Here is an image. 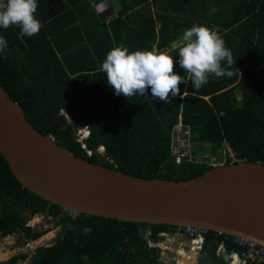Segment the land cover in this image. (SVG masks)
<instances>
[{
    "label": "trees",
    "instance_id": "trees-1",
    "mask_svg": "<svg viewBox=\"0 0 264 264\" xmlns=\"http://www.w3.org/2000/svg\"><path fill=\"white\" fill-rule=\"evenodd\" d=\"M100 1L37 0L35 16L42 24L37 35L22 36L16 26L0 28L7 41L0 52V85L38 132L105 168L180 180L213 166L187 159L174 163L170 133L179 116L190 143L217 154L226 141L238 159L264 163V0H115L117 10L107 18L94 9ZM194 23L218 31L236 59L235 75L210 76L199 91L182 83L181 96H170L168 104L153 98L150 89L146 96L130 98L114 93L101 71L112 47L134 51L155 45L178 59L170 45ZM174 70L188 79L178 63ZM61 110L71 116L70 123ZM79 122L89 131L81 141L74 137ZM60 209L21 187L0 155V237L20 230L21 243L36 239L41 231L26 224L29 217L46 213L56 218ZM56 225L62 230L50 244L36 246L31 256L19 251L0 264L27 256L30 264H165L159 248L147 240L157 242L160 232L177 228L89 213L72 219L59 215ZM231 237L207 230L199 261L228 264L230 253L239 251ZM219 245L221 253L216 252Z\"/></svg>",
    "mask_w": 264,
    "mask_h": 264
},
{
    "label": "water",
    "instance_id": "water-1",
    "mask_svg": "<svg viewBox=\"0 0 264 264\" xmlns=\"http://www.w3.org/2000/svg\"><path fill=\"white\" fill-rule=\"evenodd\" d=\"M104 7L113 13L117 2L102 0L94 9ZM0 155L21 187L60 207L120 221L191 225L264 246V163L216 165L180 180L105 168L38 132L1 85Z\"/></svg>",
    "mask_w": 264,
    "mask_h": 264
},
{
    "label": "clouds",
    "instance_id": "clouds-1",
    "mask_svg": "<svg viewBox=\"0 0 264 264\" xmlns=\"http://www.w3.org/2000/svg\"><path fill=\"white\" fill-rule=\"evenodd\" d=\"M37 8V0H0V28L16 26L22 36L37 35L42 27L35 16ZM6 48L7 41L0 36V52ZM175 48L178 59L161 52L155 45L134 51L114 46L106 53L101 71L117 96H146L150 89L152 97L165 104L170 103V96H181L182 83L190 82L199 91L210 76L235 75L231 68L236 59L216 29L194 23L183 31ZM177 63L188 74L187 80L175 72Z\"/></svg>",
    "mask_w": 264,
    "mask_h": 264
},
{
    "label": "built area",
    "instance_id": "built-area-1",
    "mask_svg": "<svg viewBox=\"0 0 264 264\" xmlns=\"http://www.w3.org/2000/svg\"><path fill=\"white\" fill-rule=\"evenodd\" d=\"M176 45L175 41L171 43V47H174ZM160 50V49H159ZM166 49L160 50L161 52H164ZM62 114H64V118L67 122V118H71V116L67 113H65L63 110L60 111ZM70 123V122H67ZM79 127L75 131V140L81 141L83 138H85L88 135V127L82 123L79 122ZM77 124V125H78ZM81 147H84V144L81 143ZM88 154L89 151H86ZM169 154L172 157L174 163H179L183 159L187 160H194V161H205L210 163L208 158L206 157H197L194 154L190 152V141L188 136V128L185 125H182L180 121V117H177L176 123L173 125L170 133V146H169ZM222 157L217 158V162L214 163V165H224V164H234L241 162V159H238L232 147L229 145L228 142L223 141L222 142ZM65 214L69 218L76 217L79 212L66 208L61 207L60 213H58L57 217L59 215ZM56 217V218H57ZM177 231L180 233H183L185 237L189 241V248L190 251H197L200 249L203 235L207 232V229L191 226V225H184V226H177ZM159 235L161 237L166 238V233L160 232ZM232 242L239 247V251H233L230 253V260L228 264H248V263H257L260 261L264 262V246L258 244L256 241L245 238L242 236H232L231 237ZM30 243V241H29ZM151 243L150 241L148 244ZM158 244V242H156ZM164 246L162 242L159 243V246Z\"/></svg>",
    "mask_w": 264,
    "mask_h": 264
},
{
    "label": "rangeland",
    "instance_id": "rangeland-1",
    "mask_svg": "<svg viewBox=\"0 0 264 264\" xmlns=\"http://www.w3.org/2000/svg\"><path fill=\"white\" fill-rule=\"evenodd\" d=\"M214 9L215 8L213 7L209 11L211 12ZM98 13L100 17L102 18H107L113 14L111 13L110 10L105 9V8L99 9ZM71 121H72V118H69V119L67 118V122H71ZM78 127H79V124L75 127L74 134ZM97 149L100 151L101 148L98 147ZM190 152L193 153L197 157H206V158L208 157V160L210 161L209 164L212 166H216L214 165V163L217 162V158L219 156L220 157L223 156L221 152H218L217 154H212L207 145L199 144V143H190ZM55 222H56V218H54L53 216L47 215L46 213L34 214L33 216L29 217L26 224L31 225L34 230L41 231V234L36 239H33L32 242L31 240H27L24 243H21L23 240V236L20 230H16L10 234L0 237V256L3 254H7V253L15 254L18 251H24V252L29 253L30 255L35 245L50 244L54 236L62 230V227L60 225L55 226ZM146 233L144 232V234ZM180 235H181L180 239H183V237H185L183 233H181ZM184 244L185 245L183 246V249H178V250H183L185 254H188L190 252L189 241L186 243L184 242ZM161 247L163 246L161 245ZM178 250L171 246L168 248L167 251L165 250L166 252L161 254L159 257H164L163 259L165 262H168V263L171 262L170 264H175L177 260L183 259V257L181 258V254L177 253ZM188 258L189 260H191L190 257ZM186 259H184V262ZM0 260H3V259H0ZM25 263L30 264V257L27 256L24 260H21L17 262L16 264H25Z\"/></svg>",
    "mask_w": 264,
    "mask_h": 264
},
{
    "label": "crops",
    "instance_id": "crops-1",
    "mask_svg": "<svg viewBox=\"0 0 264 264\" xmlns=\"http://www.w3.org/2000/svg\"><path fill=\"white\" fill-rule=\"evenodd\" d=\"M208 158V157H207ZM164 233H166V238L165 239H163L164 237H161V239L159 240V241H157L158 242V244L156 243V241L155 242H151L150 240H147L148 242L150 241L151 243H149L148 245L149 246H154V247H158L159 248V250H160V255L161 254H163V253H165L167 250H168V248L169 247H173V248H176L177 250L178 249H183V246L185 245L184 244V242L186 243V242H188V240H187V238L186 237H183V239H180V232L179 231H177V229L175 228V229H168V230H166V231H163ZM160 242H162L163 243V247H161V246H159V243ZM168 247V248H167ZM166 250H164V249ZM222 250H223V247L221 246V245H219L218 246V248H217V253H221L222 252ZM181 252H183V253H185L183 250H178V252L177 253H181ZM190 252H196L195 254H197V261L196 262H194V263H192L190 260H189V258L188 259H186L185 260V264H204V263H201L200 261H199V250H197V251H190ZM189 252V253H190ZM160 258H164V257H160ZM6 259V258H5ZM4 259V260H5ZM161 259V260H162ZM191 259V258H190ZM0 261H3V260H0ZM162 261H164V259L162 260ZM166 261H167V259H166ZM183 261H184V258H183ZM164 263L165 264H170L171 262H165L164 261ZM184 263H182V264H184ZM229 263V262H228ZM206 264H211V263H206Z\"/></svg>",
    "mask_w": 264,
    "mask_h": 264
},
{
    "label": "bare ground",
    "instance_id": "bare-ground-1",
    "mask_svg": "<svg viewBox=\"0 0 264 264\" xmlns=\"http://www.w3.org/2000/svg\"><path fill=\"white\" fill-rule=\"evenodd\" d=\"M178 254H179V253H178ZM180 254H181V258L183 257L184 259H186V258L190 257V258H191L190 261H192V263L195 262V255H194V252H190V253H188V254H185V253L181 252ZM176 259H177V258H176ZM183 262H184L183 259H180V260H177L175 264H182Z\"/></svg>",
    "mask_w": 264,
    "mask_h": 264
},
{
    "label": "flooded vegetation",
    "instance_id": "flooded-vegetation-1",
    "mask_svg": "<svg viewBox=\"0 0 264 264\" xmlns=\"http://www.w3.org/2000/svg\"><path fill=\"white\" fill-rule=\"evenodd\" d=\"M108 10H109V9H108ZM41 214H42V213H41ZM28 225H29V224H28ZM31 242H32V240H31ZM36 246H37V245H35V246L33 247V249H34ZM33 249H32V250H33ZM18 252H19V251H18ZM18 252H16L15 254H17ZM31 254H32V252H31ZM31 254H30L29 256H31ZM11 255H14V253L11 254ZM11 255H10V256H11ZM15 264H16V263H15ZM25 264H26V263H25Z\"/></svg>",
    "mask_w": 264,
    "mask_h": 264
}]
</instances>
